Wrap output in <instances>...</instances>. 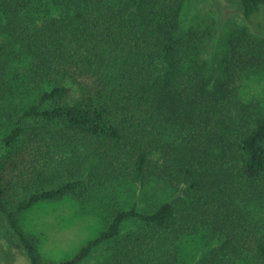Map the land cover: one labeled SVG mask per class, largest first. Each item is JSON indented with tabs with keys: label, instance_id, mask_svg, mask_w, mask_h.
<instances>
[{
	"label": "trees",
	"instance_id": "1",
	"mask_svg": "<svg viewBox=\"0 0 264 264\" xmlns=\"http://www.w3.org/2000/svg\"><path fill=\"white\" fill-rule=\"evenodd\" d=\"M244 26L206 25L192 0H0V213L29 264H264V0H235ZM172 195L138 209L136 185ZM155 188V187H154ZM111 193L109 221L59 261L18 216ZM212 244V245H211Z\"/></svg>",
	"mask_w": 264,
	"mask_h": 264
},
{
	"label": "rangeland",
	"instance_id": "2",
	"mask_svg": "<svg viewBox=\"0 0 264 264\" xmlns=\"http://www.w3.org/2000/svg\"><path fill=\"white\" fill-rule=\"evenodd\" d=\"M200 8L202 22L213 25L217 15L211 5L216 4L218 17L222 24L215 36V49L219 55L224 51L227 33L244 26L241 15L234 5L235 0H192ZM258 18L264 22V6ZM221 56V55H220ZM245 99L257 98L264 104V75L249 78L244 83ZM155 187V188H154ZM152 185H136L128 193L122 194L115 202L126 206L135 202L138 209H145L149 204L159 203L172 197ZM111 193L99 195L92 203L80 205L70 198L58 202L40 203L18 216L24 232L34 235L39 240V254L42 259L59 261L71 256L84 242L92 239L109 221V210L115 203ZM212 245V244H211ZM209 244L201 238H189L180 244L179 264H195ZM110 254L107 244L92 250L89 256L79 264H104ZM0 264H29L26 253L18 239L9 228L0 213Z\"/></svg>",
	"mask_w": 264,
	"mask_h": 264
}]
</instances>
